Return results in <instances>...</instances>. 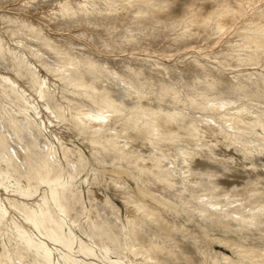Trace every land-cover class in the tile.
Here are the masks:
<instances>
[{
	"label": "bare ground",
	"instance_id": "1",
	"mask_svg": "<svg viewBox=\"0 0 264 264\" xmlns=\"http://www.w3.org/2000/svg\"><path fill=\"white\" fill-rule=\"evenodd\" d=\"M99 174L125 215L74 184ZM0 245V264H264V0H0Z\"/></svg>",
	"mask_w": 264,
	"mask_h": 264
},
{
	"label": "rangeland",
	"instance_id": "2",
	"mask_svg": "<svg viewBox=\"0 0 264 264\" xmlns=\"http://www.w3.org/2000/svg\"><path fill=\"white\" fill-rule=\"evenodd\" d=\"M192 55L193 54L191 53V54H189L187 56L191 57ZM187 56H186V58H189ZM168 61H170V60H168ZM41 109L43 111V108H41ZM51 120H52V123L47 122V124H46L48 131H51V130L55 131L60 136H65L66 134H68V131L64 127L57 125V122H55L53 119H51ZM51 132H48V135H49L51 141L56 146H59V143H58L55 135L53 133H51ZM67 143H68L69 146H72V147H80L87 155H89V149H87L85 144H83L81 141H79V139L73 138L72 141H68ZM94 176H96V174L94 172H92L91 173V178L94 177ZM97 176H98V183L93 185L94 187H89V186H86V185H82L80 183L79 179L76 180L74 182V184L76 185V187H78V188L83 190V195H84L85 199L88 198V195H89V191L88 190L89 189H94V191L96 192L95 195L99 199H104L106 196H109L116 203V205L122 209L123 214L125 215L126 214V209H125V206H124V204L121 201V198L119 196L120 195V191L116 187H114L113 185H110V186L106 185V182L109 181V178H106L105 176H103L101 174H99ZM110 188H112V189H110ZM1 248L2 247L0 245V249Z\"/></svg>",
	"mask_w": 264,
	"mask_h": 264
}]
</instances>
